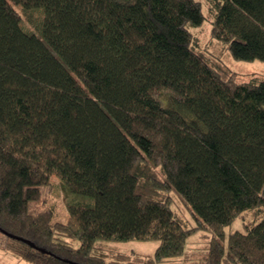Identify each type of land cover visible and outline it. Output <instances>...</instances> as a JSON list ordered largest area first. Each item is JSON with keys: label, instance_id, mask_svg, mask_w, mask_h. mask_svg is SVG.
Returning <instances> with one entry per match:
<instances>
[{"label": "trees", "instance_id": "1", "mask_svg": "<svg viewBox=\"0 0 264 264\" xmlns=\"http://www.w3.org/2000/svg\"><path fill=\"white\" fill-rule=\"evenodd\" d=\"M205 4L236 60H264V0H0L2 247L112 264L99 240H156L146 261L114 264H165L209 228L187 264H264V76L238 81L200 50ZM54 175L66 221L31 210Z\"/></svg>", "mask_w": 264, "mask_h": 264}, {"label": "rangeland", "instance_id": "2", "mask_svg": "<svg viewBox=\"0 0 264 264\" xmlns=\"http://www.w3.org/2000/svg\"><path fill=\"white\" fill-rule=\"evenodd\" d=\"M206 20L202 26H195L191 29L199 41L200 50L208 55L215 62L222 64L226 74H231L238 81H249L252 77L264 76V60L244 61L236 60L231 52L227 50L225 45L219 40H215L212 35V14L205 4ZM54 184L43 188L44 193L38 202L32 203L31 210L38 213L40 210L53 209L56 217L60 220L66 221L70 216L68 211V199H70L67 190L63 186V181L56 175L53 176ZM173 195V206L178 217H182L188 227L197 224L195 217L191 210V206L187 205L179 193L174 189L171 192ZM253 215L251 212L246 216L237 217L236 220L227 226V235L236 230L245 231L247 225L252 224ZM213 232L209 228L194 233L190 238L186 247V252L183 256L173 257L164 261L165 264H187L189 262L201 261L207 254L210 241L212 240ZM3 236L0 234V240ZM78 246L81 243L78 240L74 241ZM160 242L156 240L149 241H136L128 240L127 242H112L99 240L97 246L101 251L107 253L108 260L114 264L120 261L136 262L146 261L150 255L155 254V250ZM96 250V249H95ZM0 264H32L28 263L21 258L15 257L12 252L7 248L0 245Z\"/></svg>", "mask_w": 264, "mask_h": 264}]
</instances>
